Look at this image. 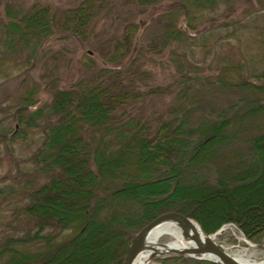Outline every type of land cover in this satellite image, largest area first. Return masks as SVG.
<instances>
[{
  "label": "trees",
  "instance_id": "trees-1",
  "mask_svg": "<svg viewBox=\"0 0 264 264\" xmlns=\"http://www.w3.org/2000/svg\"><path fill=\"white\" fill-rule=\"evenodd\" d=\"M126 1L162 26L147 51L134 47L128 57L115 41L101 55L111 68L88 56L71 83L49 76L44 87L0 100V146L35 139L34 152L22 162L12 158L16 169L0 181V219H8L0 225V264H122L133 236L167 212L191 217L204 231L233 223L264 244V194L243 198L258 187L264 192V73L248 60L222 61L223 54L211 73L178 60L176 72L157 83L149 69L154 56L175 50L173 43L194 48L224 32L238 40L250 28L264 47V1ZM107 2L62 10L0 0V89L29 81L52 37L88 45ZM223 5V14L195 26L199 15ZM182 15L193 36L176 27ZM127 29L126 40L136 26ZM146 79L147 89L140 86ZM41 89L48 98L31 110ZM166 97L156 109L153 101ZM217 195L231 198L232 213L212 220L198 214ZM160 262L216 264L183 255Z\"/></svg>",
  "mask_w": 264,
  "mask_h": 264
},
{
  "label": "rangeland",
  "instance_id": "rangeland-1",
  "mask_svg": "<svg viewBox=\"0 0 264 264\" xmlns=\"http://www.w3.org/2000/svg\"><path fill=\"white\" fill-rule=\"evenodd\" d=\"M82 1L83 0H14L15 4L19 7L26 8L32 4H38L39 6L49 5L50 7L59 8L62 10L74 7ZM106 7L108 8L107 11H104V13L98 18L97 23H95L94 25V34L91 37L90 43H88V45L82 44L76 38H71L69 36V38L67 36L64 37L65 34L52 37L49 40L48 46L46 47L47 51H44L47 52L46 56L38 65H36L34 70H32L33 73L30 75L29 81L22 84L17 81L14 84H9L2 87L0 89V100L8 99L9 101H11L12 99H16L21 90H25L27 87L34 84H41L44 87L49 76V78L53 77L52 79L58 80V82H62V85L71 83L70 81L76 80L81 76V73H79L78 70L79 59H83L88 56H93V58H95L94 62L98 67L111 68L112 66L104 61V59L101 58V55H105L107 53L109 54L115 44H122L119 45L122 49L121 52L125 53L129 57V51L133 50L134 47H141L142 50L145 49V51H147V43L152 42V40L157 37V32L161 31L162 29V26H159L161 25L159 24V21H155L156 19L149 21L147 19V14H145L147 11L143 13V10H139L136 5L130 4L126 0H108V2L106 3ZM224 8H226L225 5L218 7L219 10L215 11L213 14L211 12V15L207 13L199 15L196 20L197 22H195V26L197 25V28L200 29L203 25L201 23L202 21H205L207 17L220 16L221 14H223V11L225 10ZM185 17L187 16L182 15L178 17V20L176 22L177 28L183 30L182 21ZM131 23L132 25L136 26V29L135 32H130L132 35L131 37L128 36L126 40L127 34L129 33L127 27ZM142 23L144 25L141 28L140 32ZM186 24V29H189V31L191 30L193 32V30L189 27L188 19ZM247 29H249L246 33L248 35L238 40H231L227 33H222L223 31H221L222 34H220V37H211L209 38V41L207 40L203 43V45L206 44V47L203 45L198 46V44L196 43L197 45L194 48H186V46L182 44L175 45V43H173V47H175V50H173L172 52L167 51L163 55L159 54V56L153 57L156 58L157 61H154L155 64H153V66H151L149 69L152 71L151 73L153 77H155V82L160 83L167 79L165 78V74H168L170 76V74L176 72V68L178 67L175 64L178 63V60L183 61L184 67L193 65L199 67L201 71H210V73L211 71L214 72L218 67L215 66V64L220 61V57L222 56V54L225 56L222 61L228 60L230 62L232 60L242 61L241 63H245V61L248 60L252 69H255L258 73H264V47L258 37L253 34L252 29ZM225 36L229 39H221ZM111 39L113 40L111 41ZM126 42L128 45L130 44V46H132L130 47L131 49H128V45L126 46ZM174 53H176L177 55L173 56ZM184 54H186V56H184ZM145 55H147V53ZM94 69L95 68L91 69V71L93 72ZM145 70L147 71V65H145ZM144 84L147 85V79L140 82V86L147 89V86H144ZM41 91L42 89L37 94L36 98L41 101V99L45 95V102L48 96L45 93V90H43L42 92ZM166 100H170V97L153 101L154 107L156 109L157 107L162 108L163 106L168 104ZM31 110L33 109L31 108ZM17 129L18 127L15 125L14 134L16 133ZM34 140V138H30V140L26 141V143L21 142L20 140H16L11 143V148L9 149L5 145L0 146V181L4 180L6 177H9V173L14 172V170L16 169V164H14L15 161H11L12 158H15V160H17V163L22 162L27 160V158L34 152ZM9 150H15V154L13 152L10 153ZM19 154L24 155L18 157ZM205 168H208V177H211L212 173H210L209 169H212L213 167L207 164ZM261 188L262 187H258L255 191L256 193L244 196V200L246 202H249L250 200L255 201L257 199L256 196H258L260 193L264 194ZM229 198L230 197L226 198L223 195H217L208 198L209 200L205 201L200 206V208L202 209H199L200 211L197 212L198 214L205 216L210 220L232 213L231 209H228L231 201V198L230 200ZM246 206L247 205L241 208H245ZM3 219L4 217L0 219V225L5 224L8 220L7 218L5 220ZM197 223L199 224V222ZM229 224H232L233 226ZM199 226L201 227L202 231H204L203 227L200 224ZM235 226L236 225L233 223H227L224 231L219 234L213 241H215L219 246L224 247L226 251L232 255L246 254L251 258V260L263 261L264 248L253 245L264 246V244H254L247 239L249 243L252 244V246H249L244 240H242L244 239V237ZM214 228L216 227L210 226V229L208 231H204L205 234L209 236L215 234V232H217L218 230L214 231ZM169 236L170 235H164L160 239V243L170 242L172 238H170ZM134 237L135 235L133 236V238ZM170 255H183L189 258L204 260L196 257H191L186 254H166L162 256H155L151 260L150 264H162L160 262V259ZM205 261L212 262L210 260Z\"/></svg>",
  "mask_w": 264,
  "mask_h": 264
},
{
  "label": "water",
  "instance_id": "water-1",
  "mask_svg": "<svg viewBox=\"0 0 264 264\" xmlns=\"http://www.w3.org/2000/svg\"><path fill=\"white\" fill-rule=\"evenodd\" d=\"M187 23V17H185L182 21V32H184L187 35L193 36L191 32H188L189 30L186 29V24ZM143 23L141 24L140 27V32L141 28L143 27ZM188 28V27H187ZM45 100V95L41 99V101L38 103L36 107H33L32 109L38 108L44 103ZM17 126V125H16ZM166 220H171L173 222H177L181 228L183 229L184 235H188V230L190 229L192 231V236L191 242H193V246L183 249V250H178V251H172L168 252L167 254H186L191 257H196L199 259H204V260H210L212 262H215L216 264H242L237 259L235 258L234 255L224 251L215 241L212 239V235H206L205 240L203 241L201 239V235L197 231V226L199 224L194 221L191 217L180 213V212H167L164 213L151 222H149L147 225H145L136 235L135 237L130 241L128 248H127V254L122 262V264H133L139 250L141 249V246L146 238V236L149 234L151 230H153L157 225H159L162 222H165ZM201 228V227H200ZM219 232L213 234L214 236L217 235ZM253 246H260V245H253ZM153 258V257H152Z\"/></svg>",
  "mask_w": 264,
  "mask_h": 264
},
{
  "label": "bare ground",
  "instance_id": "bare-ground-1",
  "mask_svg": "<svg viewBox=\"0 0 264 264\" xmlns=\"http://www.w3.org/2000/svg\"><path fill=\"white\" fill-rule=\"evenodd\" d=\"M197 231L201 235V239L204 241L206 235L204 231L200 227L197 226ZM188 235L185 236L183 229L177 222H173L171 220H166L165 222L157 225L153 230L149 232L146 236L141 249L134 261L133 264H150L151 260L155 256L166 255L168 252L183 250L193 246V242H191L192 231L189 229ZM164 235H170L172 238L170 242L160 243V239ZM219 235H212V239ZM237 261L242 264H264L263 261H255L251 260L249 256L246 254H234ZM153 257V258H152Z\"/></svg>",
  "mask_w": 264,
  "mask_h": 264
}]
</instances>
